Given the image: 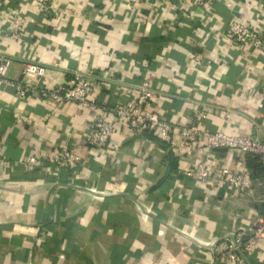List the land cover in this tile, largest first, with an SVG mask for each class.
Here are the masks:
<instances>
[{
  "label": "crops",
  "instance_id": "1",
  "mask_svg": "<svg viewBox=\"0 0 264 264\" xmlns=\"http://www.w3.org/2000/svg\"><path fill=\"white\" fill-rule=\"evenodd\" d=\"M49 2L56 12L36 0H0V52L13 59L9 79L53 88L76 72L97 80L110 73L92 95L100 107L123 105L148 80L156 90L151 108L162 117L188 123L203 107L205 129L258 135L264 53L242 49L228 27L239 19L264 37V0L214 7L188 0L185 12L175 0ZM19 13L27 22L16 40ZM30 62L45 66L46 76L25 74ZM16 93L0 83V264H211L233 235H250L251 224L264 219V188L230 195L186 174L200 162L242 165L238 151L205 149L184 159L178 147L121 127L98 149L87 142L90 110ZM65 145L83 159L73 171L27 167L31 154ZM172 154V172L162 181ZM251 257L264 264V238Z\"/></svg>",
  "mask_w": 264,
  "mask_h": 264
},
{
  "label": "built area",
  "instance_id": "2",
  "mask_svg": "<svg viewBox=\"0 0 264 264\" xmlns=\"http://www.w3.org/2000/svg\"><path fill=\"white\" fill-rule=\"evenodd\" d=\"M44 12H56V7L49 0H36ZM139 3L151 0H137ZM176 9L185 12L188 0H175ZM215 4L221 0H205ZM4 12V11H3ZM191 18L190 15H185ZM26 18L22 14H16L13 20L14 29L11 38L22 39ZM229 36L236 41L242 49H250L264 53V37L262 33L239 19L229 23ZM202 55L196 54L194 60L200 62ZM11 56L0 52V83L5 87L17 89V97L26 98L38 95L45 103L62 105L72 103L78 109H87L93 113L91 124L92 132L87 142L95 148L105 149L110 144L111 138L119 127L125 128L132 137L149 135L164 142L170 147H178L183 152L184 159L192 158L195 153L208 150H232L238 151L244 159L259 157L264 163V119L255 123L258 135H232L223 130L209 131L204 128L203 122L209 118L208 110L197 107L193 111L188 123L179 122L178 118L166 119L151 108V102L156 96L153 85L145 80L134 89L132 96L123 104L114 107L98 106L92 99V95L100 85L112 80L110 73H106L100 79H95L83 72H76L65 83L57 87L48 88L34 85L25 80H11L9 74L12 68ZM24 73L44 78L47 74L45 66L39 63H26ZM264 108V104H260ZM229 113V112H227ZM229 117V115L227 114ZM177 136V139H175ZM83 162L82 157L70 146H63L52 154L33 153L27 160L29 168L42 167L44 170L68 169L73 171ZM186 174L191 178L213 183L224 189L228 194L235 192L252 193L255 186L264 188V179L257 178L239 164L235 168L225 165H212L200 162L192 169H187ZM252 236L244 239L243 232L235 234V242L224 251H219L211 264H245L247 258L255 254L259 242L264 238V219L254 221L251 224Z\"/></svg>",
  "mask_w": 264,
  "mask_h": 264
},
{
  "label": "trees",
  "instance_id": "3",
  "mask_svg": "<svg viewBox=\"0 0 264 264\" xmlns=\"http://www.w3.org/2000/svg\"><path fill=\"white\" fill-rule=\"evenodd\" d=\"M244 163L245 168L250 170L255 177L264 179V163L259 157H248L244 160ZM247 260H249L251 264L255 263L252 257H248Z\"/></svg>",
  "mask_w": 264,
  "mask_h": 264
},
{
  "label": "water",
  "instance_id": "4",
  "mask_svg": "<svg viewBox=\"0 0 264 264\" xmlns=\"http://www.w3.org/2000/svg\"><path fill=\"white\" fill-rule=\"evenodd\" d=\"M173 163H174V155L172 154V155H171L170 163H169V165H168V167H167L166 173H165V175H164L162 181H166V180L169 178V176H170V174H171V172H172V169H173ZM251 236H252V233H251L250 235H246V234H245L244 239H246V238H248V237H251ZM231 238H232V240L235 242V238H236L235 235H233V237H231Z\"/></svg>",
  "mask_w": 264,
  "mask_h": 264
}]
</instances>
